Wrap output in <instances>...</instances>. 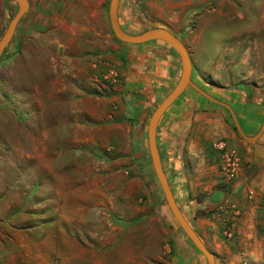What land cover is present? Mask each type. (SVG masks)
Listing matches in <instances>:
<instances>
[{
	"label": "rangeland",
	"instance_id": "1",
	"mask_svg": "<svg viewBox=\"0 0 264 264\" xmlns=\"http://www.w3.org/2000/svg\"><path fill=\"white\" fill-rule=\"evenodd\" d=\"M50 2L29 0L0 57V264H207L147 166V113L142 139L131 127L137 112L118 120L126 52L136 45L113 35L109 0ZM16 9L13 0H0V36ZM125 14L130 18L122 16L120 24L132 33L185 20L194 37L187 46L191 80L234 92L239 123L259 131L264 0H147V11ZM54 15L60 18L56 26ZM166 91L153 101L149 117ZM218 106L242 139L230 112ZM253 106L259 110L255 129L247 127ZM195 166L196 158L185 164L188 179ZM151 180L157 201L148 205ZM178 200L216 264H264V208L247 215L241 204L222 199L197 224L186 206L196 197L189 191L187 202ZM229 204L237 206V215L220 212Z\"/></svg>",
	"mask_w": 264,
	"mask_h": 264
},
{
	"label": "crops",
	"instance_id": "2",
	"mask_svg": "<svg viewBox=\"0 0 264 264\" xmlns=\"http://www.w3.org/2000/svg\"><path fill=\"white\" fill-rule=\"evenodd\" d=\"M52 3L55 6V2H52V0L49 6ZM143 7L147 11V0H119V22L122 16L126 15L130 18L129 14L125 13L133 12L137 15L142 12ZM59 19L54 15V26L58 24ZM186 23L183 20L177 26L169 27L162 23L157 26L169 29L186 46H190L194 41V37L192 38L190 33L192 31L188 32L186 30ZM132 45L136 46L126 52V90L123 94L125 103L121 106V116L118 120L119 122L129 120L128 112L131 110L137 112V115L133 116L135 121L131 127L135 130V135L142 139L145 134L146 113L148 124V115L153 101L162 91L167 90V93L176 84L181 73V62L175 49L162 40H151ZM191 60L192 65H194L193 58ZM202 83L204 84H202L203 88L213 96L224 99L231 107H236L237 100L234 92L221 91L214 85L203 81ZM205 85H208V87ZM187 87L165 110L156 127V142L162 167L166 172L176 203H179L178 196L183 202H187L185 197L191 191V194L196 197V203L194 204L193 200H189L186 206L189 207L192 217L197 216V224L205 216L207 209L219 204L222 199L228 198L234 203L241 204L247 215L263 210L264 130L256 142L248 143L243 138L239 139L226 122L224 112L218 104L205 98L196 90L188 91ZM131 90H138L139 93L132 95ZM240 99L244 101L247 107L248 104L244 96ZM257 107L248 108L250 109L251 119L247 127H252V129H255L258 125L259 110ZM240 123L242 125L241 120ZM241 127L249 135L256 133L247 130L244 125ZM220 139H224L227 147L235 150L238 156L239 164L231 180L224 179L221 174L222 151L216 146ZM192 158H196L195 174L188 179L184 175L183 169H185L188 160ZM148 160L147 154V162ZM206 160H208V163L210 160L212 162L208 167L203 165ZM147 166L152 172L151 160L149 165L147 163ZM209 167L211 168L210 173L207 172ZM169 172L172 179L169 178ZM175 181H180V183L175 186L173 185ZM207 185H213L214 187L207 194L197 196V194L204 192L203 189ZM183 186H187L184 192ZM154 187V180H151V187L147 192L148 205L157 201ZM226 187L230 190L229 195L225 190ZM215 190H222L223 192V198L218 202L210 199ZM251 195L252 198L250 199ZM185 217L206 244L196 227L198 225H193L186 215ZM215 260L217 261V257H215Z\"/></svg>",
	"mask_w": 264,
	"mask_h": 264
},
{
	"label": "water",
	"instance_id": "3",
	"mask_svg": "<svg viewBox=\"0 0 264 264\" xmlns=\"http://www.w3.org/2000/svg\"><path fill=\"white\" fill-rule=\"evenodd\" d=\"M17 4V9L13 16L8 21L5 29L3 30L0 36V57L5 49V47L10 42L11 38L14 35L16 26L26 12L29 6V0H13ZM118 5L119 0H109L108 6V17L111 30L113 35L122 42L130 44H139L151 40H162L170 44L175 51L178 53L180 62H181V73L176 84L166 93V95L159 101L154 110L152 111L148 124H147V142H148V151L150 155V160L152 167L155 173V176L159 182V185L162 189L166 203L186 236L190 239L192 244L198 249V251L205 257L207 264H216L214 252L203 242L194 228L191 226L185 215L182 213L181 209L177 205L171 187L169 185L166 174L163 170L157 142H156V127L157 123L165 112V110L173 103V101L183 92L187 86H191L198 93H200L205 98L224 106L231 114L234 121L235 129L237 133L248 143L255 142L262 131L264 130V116L262 119L261 127L258 132L255 134L249 135L245 133L241 127L239 120L233 110V108L226 102L214 97L209 94L203 88L198 86L191 80L192 74V60L191 54L188 47L184 42L172 31L165 27L161 26H147L145 29L139 32H129L125 30L119 20H118ZM223 198V192L220 190H215L210 199L215 201H220Z\"/></svg>",
	"mask_w": 264,
	"mask_h": 264
},
{
	"label": "built area",
	"instance_id": "4",
	"mask_svg": "<svg viewBox=\"0 0 264 264\" xmlns=\"http://www.w3.org/2000/svg\"><path fill=\"white\" fill-rule=\"evenodd\" d=\"M217 148L222 151V164L221 174L226 180H231L234 177L235 170L238 167L239 160L235 150L228 148L226 141L220 139L217 144ZM252 194V193H251ZM252 198V195L249 197ZM220 212L223 215H237L239 210L235 204H229L228 206L220 207Z\"/></svg>",
	"mask_w": 264,
	"mask_h": 264
},
{
	"label": "flooded vegetation",
	"instance_id": "5",
	"mask_svg": "<svg viewBox=\"0 0 264 264\" xmlns=\"http://www.w3.org/2000/svg\"><path fill=\"white\" fill-rule=\"evenodd\" d=\"M220 191H222V190H220Z\"/></svg>",
	"mask_w": 264,
	"mask_h": 264
}]
</instances>
